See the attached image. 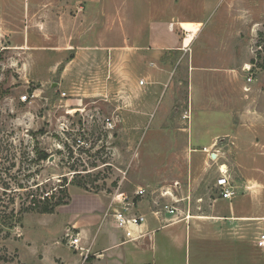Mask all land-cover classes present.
<instances>
[{
    "label": "rangeland",
    "instance_id": "obj_1",
    "mask_svg": "<svg viewBox=\"0 0 264 264\" xmlns=\"http://www.w3.org/2000/svg\"><path fill=\"white\" fill-rule=\"evenodd\" d=\"M159 19L180 49L148 38ZM178 19L200 22L184 31ZM263 29L264 0H0V181L14 164L13 177L27 167V179L50 177L53 189L65 176L72 206L86 198L80 193L109 201L119 189L144 201L135 205L142 213L177 182L175 205L196 216L190 231L156 229L149 244L105 256L264 264L255 246L264 216V69L249 63L262 62ZM34 147L49 158L35 161ZM222 164L234 187L229 200L214 186ZM139 187L147 192L136 198ZM65 205L25 213L1 242L0 255L11 259L0 264H52L54 235L66 253L65 230L56 234ZM229 207L231 220L218 217ZM101 227L97 236L112 232Z\"/></svg>",
    "mask_w": 264,
    "mask_h": 264
},
{
    "label": "crops",
    "instance_id": "obj_2",
    "mask_svg": "<svg viewBox=\"0 0 264 264\" xmlns=\"http://www.w3.org/2000/svg\"><path fill=\"white\" fill-rule=\"evenodd\" d=\"M183 20H186V21H183ZM177 22L179 23V26L184 31H192L195 28V25L198 24V22L200 21H196L192 19H178ZM154 23L156 24L154 27L155 29H152V31H148L149 39L157 42L158 46L162 49H180L181 48V42L179 41V36L175 34L170 35L168 32V29H166L167 27L166 20L159 19ZM160 31L165 32V39L158 38L161 35ZM182 46L185 47L186 45L185 46L182 45ZM214 186H215V183H214ZM80 194H84L87 199L86 198L83 199L84 201H82L79 204L77 203L78 205L72 206L70 205L72 204L71 202H69L70 204L65 205L66 207L64 209L66 208L68 209H66L65 218L61 222L60 224L61 226L58 227L56 234L57 236L61 237L64 233L65 227L71 226L73 229V233H77V232L79 233V236L81 237V246L84 248H87V247L89 248L88 257L87 259L84 260V258L78 253V251L74 252L69 247H66L67 249H64L66 253H62L59 247L62 245V242H60L57 239L56 235H54L52 237V264H155V261L150 260V259H145L146 256L143 254H139L136 257H129V258H126V257L117 258L113 256H105L104 255L105 251H107L108 249L124 246L126 244L133 243V242L123 241L122 239L123 233L120 229H118L115 226L114 221L111 217H106L105 219L103 218L104 211L108 204L107 200L97 195L95 197L97 198L96 201L90 202L89 195H86L85 193H80ZM184 198H187V197H184ZM200 199L201 197H198V200ZM220 200H226V199H220ZM143 202L144 201H141V202L136 201L135 205H142ZM152 203H153V199H152ZM146 204L148 205V209L150 210L144 213L146 216V223H145L144 228L146 231L149 232V237L143 240H140L138 242H134L137 244L143 241H146V240L148 241V244H149L150 237L153 235L154 231L156 229H160L164 227L182 224L185 232L188 230L190 231V228L192 227L190 224L193 223L194 221L193 217H196L194 214H191L189 210L181 211L179 210V208H178V212L181 211L182 212L181 214L183 215L185 214V216L187 215L188 218H186L185 216L179 218L178 213L176 217L174 218L167 216V215L166 216H161V215L155 216L154 213H152L153 210L155 209L149 208V205H150L149 201ZM228 212L229 213L224 214V215L220 214L218 215V217L231 220L232 207H229ZM211 215L213 216L214 214H210V213L204 214L205 217H208ZM259 220L261 221V226H262L264 216H262ZM107 225L112 229V232H109V231L108 233L103 232L101 236H97V232L102 228L101 226L106 227ZM260 227H259V232H260ZM209 231L210 230H208L207 232ZM210 232L213 233L212 231Z\"/></svg>",
    "mask_w": 264,
    "mask_h": 264
},
{
    "label": "trees",
    "instance_id": "obj_3",
    "mask_svg": "<svg viewBox=\"0 0 264 264\" xmlns=\"http://www.w3.org/2000/svg\"><path fill=\"white\" fill-rule=\"evenodd\" d=\"M258 55L264 53V29L258 32ZM249 63L255 67H261L264 69V57L260 65H257L255 59H250ZM49 154L46 150L34 147L33 158L37 162L46 161L49 158ZM33 160V159H31ZM15 166L14 164L11 165ZM6 168V177L0 181V249H4L1 242L11 236V231L17 226L21 227L22 216L25 213H53L58 206L68 204V198L65 189V181L67 178L62 176V184H59L60 188L53 189L52 178H47L42 181L37 179H27L30 172V168L22 167L17 169L18 172L24 170L23 177H13L10 173L11 168ZM74 168L73 166L69 167ZM77 170L78 169H72ZM86 170V169H82ZM79 174V173H75ZM84 186V184H81ZM56 192H63L61 197L56 195ZM5 197V198H2ZM18 200V202H17ZM17 205V206H16ZM0 259L3 261L10 260L5 254L0 255Z\"/></svg>",
    "mask_w": 264,
    "mask_h": 264
},
{
    "label": "built area",
    "instance_id": "obj_4",
    "mask_svg": "<svg viewBox=\"0 0 264 264\" xmlns=\"http://www.w3.org/2000/svg\"><path fill=\"white\" fill-rule=\"evenodd\" d=\"M22 100L27 99V95L21 97ZM202 151H208L206 147H203ZM179 184L175 182L170 187L162 190L160 196L165 200L159 202L158 199L153 198V204L157 206V209L153 210L155 216L176 217L178 213V207L175 205L181 201V198L176 197L173 193L174 189H177ZM215 187L219 192L220 199H231L234 194V187L230 183L229 174L227 170H222L219 167V175L215 179ZM145 188H137L134 192L135 197H143L146 194ZM135 199H128L121 197L119 189H116L114 194L110 197L106 209L103 214V218L111 217L115 226L123 233V241L125 242H138L149 237V232L145 230L146 216L135 208ZM188 218V216H185ZM65 236L68 238V247L78 251V253L85 259L88 257L89 248L81 246V237L79 233H73L71 226L65 227ZM255 244L259 248H264V220L260 227V232L256 237Z\"/></svg>",
    "mask_w": 264,
    "mask_h": 264
},
{
    "label": "bare ground",
    "instance_id": "obj_5",
    "mask_svg": "<svg viewBox=\"0 0 264 264\" xmlns=\"http://www.w3.org/2000/svg\"><path fill=\"white\" fill-rule=\"evenodd\" d=\"M183 48H184V47H183ZM185 48H186V47H185ZM221 169H222V170H225V169H226L225 164H222V165H221Z\"/></svg>",
    "mask_w": 264,
    "mask_h": 264
}]
</instances>
